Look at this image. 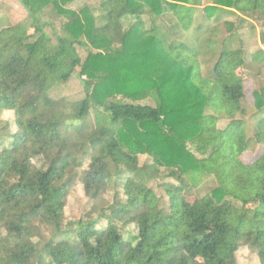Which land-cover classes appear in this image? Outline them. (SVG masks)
I'll return each mask as SVG.
<instances>
[{
    "label": "trees",
    "instance_id": "obj_1",
    "mask_svg": "<svg viewBox=\"0 0 264 264\" xmlns=\"http://www.w3.org/2000/svg\"><path fill=\"white\" fill-rule=\"evenodd\" d=\"M18 1L27 15L0 30V264H238L242 245L264 264V150L241 158L264 145V50L237 40L249 24L264 45V0ZM75 72L83 97H56ZM161 169L176 182L157 183L164 196ZM209 174L218 185L198 197ZM77 183L88 209L66 221ZM110 183L123 197L108 203Z\"/></svg>",
    "mask_w": 264,
    "mask_h": 264
},
{
    "label": "rangeland",
    "instance_id": "obj_2",
    "mask_svg": "<svg viewBox=\"0 0 264 264\" xmlns=\"http://www.w3.org/2000/svg\"><path fill=\"white\" fill-rule=\"evenodd\" d=\"M208 0H204V2H207ZM95 5L94 1L89 0H76L72 3H69L67 5L68 8H71L73 10H81L84 6H89L92 8V6ZM94 13H98L94 11ZM26 9L24 6L18 1V0H1L0 1V30L6 28L10 25L11 22H16L24 16H26ZM42 19L49 20L53 24H57L58 21L55 19V17H52L49 13H45L44 17L42 16ZM146 22V26L149 25V15H145L143 18ZM228 21L235 22V17H225V19H222L220 21L221 25L215 32V40L220 43L224 37H229L231 33H228ZM133 20L131 18H126L123 20V26L127 28ZM256 25V23H255ZM46 31L50 33V30L47 28ZM192 34V32H190ZM240 39L242 40V47L244 49V52L249 56L251 53L257 51L258 49L262 48L264 50V45L260 43L259 37H258V28L256 30H253L249 24H246V26L239 31V38H237L239 44ZM221 46V44H219ZM217 48V46H216ZM216 48L214 50H216ZM219 48H217L218 50ZM86 48L77 47V51L82 59L85 58L87 55ZM214 53V51H213ZM210 58V61H213L215 59L214 55L208 56ZM207 58V59H208ZM204 60V58H203ZM206 61V60H205ZM213 62H208L207 64H203L202 70L203 73H207L210 68L212 67ZM264 72V67H263ZM244 90H245V99L243 101V105L246 109L247 116L254 111L253 103V91H254V85L252 80H245L244 84ZM84 95L83 92V82L82 78L78 76V73L75 72L71 79L64 85L61 86V89L58 94H56V97H66L69 100H77L82 98ZM142 104H151L154 105V102L151 98H148L146 100L140 101ZM206 113H212L211 110H206ZM2 119L3 116L1 117ZM12 123L13 115H11L10 118H8ZM228 120H220L217 123V127L224 128L227 124ZM253 125L254 121L248 117V126H246V132L248 135H250L253 131ZM15 127L13 124H10V132L14 130ZM9 141V136L6 134H0V145L1 146H7ZM264 150V145L260 146L257 152H245L241 155L242 160L244 163H252L259 154ZM145 162H150L149 158L146 155H140L139 156V165H143ZM166 170L161 169V174L164 176L158 178L157 180H154L150 183V186L155 190V192L158 195H163L164 193L160 187L157 186V183H163L166 182H172L176 183L174 179L166 176ZM218 185V181L215 178L214 175L209 174L203 176V178L200 180L198 186L195 189V194L198 197H202L205 194L211 192L214 188H216ZM120 195L123 197L122 192L118 193V190L116 187H114L113 183H110L106 193L104 194L105 202L111 203L115 196ZM87 198L84 195L82 184L77 183V185L70 191L67 200H66V206L64 208V214H65V220H77L84 216V214L87 212L88 204H87ZM106 224L104 219L99 220L98 228L104 227ZM137 232V227L135 224H130L125 228L123 231L124 239H130L131 237L135 236ZM237 257V263L238 264H259V261L257 259L256 254L246 245H242L241 248L236 253Z\"/></svg>",
    "mask_w": 264,
    "mask_h": 264
},
{
    "label": "clouds",
    "instance_id": "obj_3",
    "mask_svg": "<svg viewBox=\"0 0 264 264\" xmlns=\"http://www.w3.org/2000/svg\"><path fill=\"white\" fill-rule=\"evenodd\" d=\"M11 115H12L11 112H5V113L3 114V118H4V119H8V118L11 117Z\"/></svg>",
    "mask_w": 264,
    "mask_h": 264
}]
</instances>
